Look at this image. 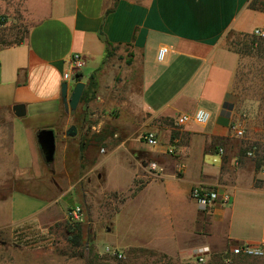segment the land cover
Instances as JSON below:
<instances>
[{"label": "crops", "instance_id": "obj_1", "mask_svg": "<svg viewBox=\"0 0 264 264\" xmlns=\"http://www.w3.org/2000/svg\"><path fill=\"white\" fill-rule=\"evenodd\" d=\"M250 2L23 0L29 20L25 34L19 41L0 44V229L15 234L17 229L25 231L31 221L27 219L33 212H21L28 203L26 197L33 195L31 163L26 159H44L36 134L50 128L56 131L54 154L59 150L60 165L75 187L83 159H98L97 151L104 153L99 159L121 151L131 181L125 190H111L128 193L115 214L155 184L150 190L162 197L161 205L150 210L147 218L141 217L148 242L139 245L182 257L204 246L223 251L235 244L264 241V165L257 168V159H236V153L228 159L227 144L212 150L214 138L229 136L238 103L233 80L239 55L227 47L226 36L264 27V12L250 8ZM163 46L168 50L158 60ZM75 53L96 81L94 96L85 101L84 118L82 113L79 117L84 121L97 118V122L75 124L76 134L67 136L75 118L67 115L60 88L65 81L62 74ZM95 106L99 108L93 110ZM199 108L210 113L208 122L190 120L173 133L170 125L176 116L192 115ZM148 132L155 133L156 146L146 144ZM98 140L101 148H97ZM171 141L176 149L172 159L152 160L162 170L146 179L142 160L148 155L168 156ZM213 153L219 159H209ZM102 163L94 162L83 175L99 168L98 179L105 176ZM197 183L226 190L230 203L200 211L189 197ZM84 194L89 198V192ZM16 195L20 196L18 216L14 215ZM49 205L37 210L36 222L51 218ZM111 234L118 247L136 245L117 241L114 221ZM153 236L166 237L167 245L151 244Z\"/></svg>", "mask_w": 264, "mask_h": 264}, {"label": "rangeland", "instance_id": "obj_2", "mask_svg": "<svg viewBox=\"0 0 264 264\" xmlns=\"http://www.w3.org/2000/svg\"><path fill=\"white\" fill-rule=\"evenodd\" d=\"M251 3L264 12V0H251L249 5ZM24 9L23 0H0V44L17 41L25 34L29 20H27ZM262 31L264 32V27ZM259 36L264 37V35ZM246 38L241 33L230 32L226 36L227 47L239 50L242 43L247 40ZM251 51L241 52L239 55L236 76L233 80V90L238 96V103L230 119V125L237 122L245 128L246 132L241 138L235 137L229 125V136L214 138L212 150L217 151V145L227 144L231 150L225 157L232 159L234 155L231 157V153H236L235 156L238 155L236 159H257L258 168L264 165V58H260ZM82 70L81 79L87 82L91 70L88 65ZM85 104V101H81L75 110L67 111L70 118H75L73 125L87 126L97 122V118L84 121L79 117L82 113L84 118ZM97 108L99 107L95 106L92 109ZM116 109H112L113 113L117 112ZM103 110L109 111L111 108H103ZM170 126L173 133H179L182 127L175 124ZM117 138L119 139V136ZM170 143L175 144L173 141ZM253 143L257 144L258 150L254 157H248L245 151ZM97 146H99L97 148L103 146L101 141L98 140ZM105 148L107 153L109 150L107 147ZM120 152L118 150L114 154L111 153L107 159H99L104 156V153L98 154L97 151L98 159H83L80 173L75 176V180L81 176L76 187L73 183L74 180L69 182L60 165L62 159H60L59 150H56L54 160L50 164H46L44 159H26L31 163L33 175L31 192L33 195L26 197L28 203L25 208H21V212L33 213L27 219H31V221L27 224L25 231L17 229L15 234H12L10 229H0V264H264V256L231 255L230 247L223 251L211 250L202 261H198L192 254L171 257L152 248L139 245L138 243L148 242L144 241L146 231L144 230L145 226L141 227L143 219L147 218L150 210L161 205L160 198L162 197L154 196V190L152 191L150 188L155 187V184L150 185L133 202L127 204L120 214H115L121 201L128 193H117L111 190H125L131 181V170L126 167ZM167 155H148L142 160L146 179L155 176L148 170V163L154 159L160 162L172 159L171 154ZM208 156L209 159H219L218 153ZM102 160L105 176L102 174L98 179L97 172H101L99 168L83 175L94 162ZM262 169L264 170V167ZM180 171L181 169L177 170L176 175H180ZM245 182L244 184H247ZM84 191L89 192V198L84 194ZM19 197L16 195L14 198L15 216H18L17 212L19 211L17 210L20 209L17 204ZM48 205V211L52 213L51 218L45 223L36 222L34 216ZM71 206H79L82 212V219L77 221L81 227L78 245H73L68 238L70 235L68 229L75 224L67 216ZM140 214L142 216L138 217ZM112 221L115 223L117 241L123 244L135 243L136 245L125 247L115 245L114 236L111 234ZM146 223L147 221H145V225ZM147 227H149L148 223L146 230ZM149 241L153 245L163 247L167 245L168 240L166 237L153 236ZM106 247L116 249L121 252L122 256L110 254L106 251Z\"/></svg>", "mask_w": 264, "mask_h": 264}, {"label": "built area", "instance_id": "obj_3", "mask_svg": "<svg viewBox=\"0 0 264 264\" xmlns=\"http://www.w3.org/2000/svg\"><path fill=\"white\" fill-rule=\"evenodd\" d=\"M254 34L256 35H264V32L261 29H255ZM167 47H161L157 52V59L163 60ZM69 67L62 74L63 79L67 82L70 87V83L72 85L78 81L76 74L79 73L80 69L84 65V61L80 54L75 53L69 59ZM210 119V113L205 109L199 108L192 115L181 114L176 116L174 119V124L176 126H183L190 120L194 121L198 124H205ZM230 129L233 132L235 137H243L245 134V128L239 123L235 122L230 125ZM144 140L149 146H156L158 144V139L153 132H148L144 135ZM176 152L175 146L169 145L166 148L167 154H174ZM219 153L222 152V149L218 150ZM257 152V145L253 144L249 146V148L245 151L246 156L254 157ZM149 171L155 173L162 170V167L155 161H150L147 165ZM189 197L197 204V207L200 211L206 212L211 211L216 205H228L231 200V195L226 190H221L217 185H209L203 183H197L193 185L189 190ZM67 216L70 221L77 222L82 219V212L79 206L71 207ZM106 251L110 254L121 257V252L116 249H109L106 247ZM210 252V249L207 246L196 248L192 251L193 257L202 261L205 255ZM231 255H243V256H253V257H261L264 256V241L257 244L250 243H240L235 244L230 247Z\"/></svg>", "mask_w": 264, "mask_h": 264}, {"label": "water", "instance_id": "obj_4", "mask_svg": "<svg viewBox=\"0 0 264 264\" xmlns=\"http://www.w3.org/2000/svg\"><path fill=\"white\" fill-rule=\"evenodd\" d=\"M85 88V83L78 80L76 83L68 86L67 82L64 81L60 88V97L66 111L75 110L80 102L81 95ZM76 134L75 125L69 126L66 131L67 136H74ZM36 139L39 147L44 155V160L47 163H51L54 158L55 151V134L50 128H42L38 130Z\"/></svg>", "mask_w": 264, "mask_h": 264}, {"label": "trees", "instance_id": "obj_5", "mask_svg": "<svg viewBox=\"0 0 264 264\" xmlns=\"http://www.w3.org/2000/svg\"><path fill=\"white\" fill-rule=\"evenodd\" d=\"M249 6L250 8L257 9L252 3ZM241 34L245 35L247 37L246 38L247 40L242 43V46L239 48V50L232 48L231 50L235 51L238 55H240L241 52L246 53L247 51L252 50L255 55L259 56L260 58H264V37H260L259 35H256L254 33H241ZM21 38L22 37H20L17 41H19ZM235 76H236V72H235ZM76 77L78 80H80L81 78L80 73H77ZM95 88H96L95 75L92 73L86 82V87L83 90L80 101H89L94 96L93 94L95 92ZM68 232L70 233L68 237L69 241L73 245H78L80 242L79 240H80V232H81L80 223L75 222L74 225L69 227Z\"/></svg>", "mask_w": 264, "mask_h": 264}]
</instances>
